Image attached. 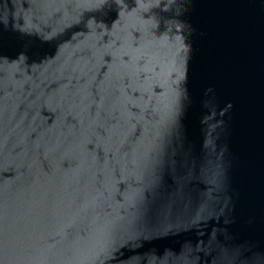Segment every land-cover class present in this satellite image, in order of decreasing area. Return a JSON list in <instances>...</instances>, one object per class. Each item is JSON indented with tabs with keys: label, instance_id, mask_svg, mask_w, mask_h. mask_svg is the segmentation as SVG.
<instances>
[{
	"label": "water",
	"instance_id": "95a60500",
	"mask_svg": "<svg viewBox=\"0 0 264 264\" xmlns=\"http://www.w3.org/2000/svg\"><path fill=\"white\" fill-rule=\"evenodd\" d=\"M0 264H264V0H0Z\"/></svg>",
	"mask_w": 264,
	"mask_h": 264
}]
</instances>
